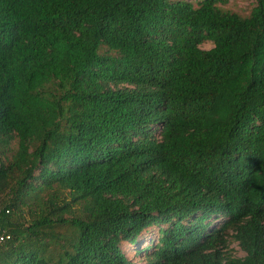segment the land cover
I'll list each match as a JSON object with an SVG mask.
<instances>
[{
    "label": "trees",
    "instance_id": "obj_1",
    "mask_svg": "<svg viewBox=\"0 0 264 264\" xmlns=\"http://www.w3.org/2000/svg\"><path fill=\"white\" fill-rule=\"evenodd\" d=\"M219 1L0 0V264H264V0Z\"/></svg>",
    "mask_w": 264,
    "mask_h": 264
},
{
    "label": "rangeland",
    "instance_id": "obj_2",
    "mask_svg": "<svg viewBox=\"0 0 264 264\" xmlns=\"http://www.w3.org/2000/svg\"><path fill=\"white\" fill-rule=\"evenodd\" d=\"M190 1L196 4L199 0ZM217 4L223 9H229L246 16L250 14L252 8L255 6V0H225L219 1ZM211 46H213V44L210 41H206L201 44V47L203 48H210ZM16 145L17 144H13L14 147H16ZM6 196V192H1L0 200H4ZM66 229L67 228H58L57 230L63 233V231H65ZM68 231L69 230H66V232ZM155 243H157V228H150L142 234V236L139 238L137 245L130 244L129 242H123L122 248L134 261L142 262L144 261L145 253L144 251L138 253V249L142 250L144 247H149V249L152 250V245H154ZM230 249L234 255H245V252L241 249L239 243L233 237H230Z\"/></svg>",
    "mask_w": 264,
    "mask_h": 264
},
{
    "label": "built area",
    "instance_id": "obj_3",
    "mask_svg": "<svg viewBox=\"0 0 264 264\" xmlns=\"http://www.w3.org/2000/svg\"><path fill=\"white\" fill-rule=\"evenodd\" d=\"M6 237H9V235H6ZM3 239H4V235L1 234V235H0V241L3 240Z\"/></svg>",
    "mask_w": 264,
    "mask_h": 264
}]
</instances>
